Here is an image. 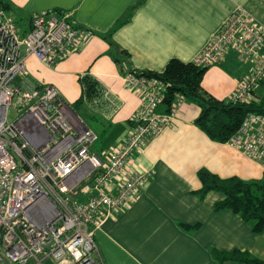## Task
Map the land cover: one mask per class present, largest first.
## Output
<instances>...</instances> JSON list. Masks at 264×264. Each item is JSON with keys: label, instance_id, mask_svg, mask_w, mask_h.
<instances>
[{"label": "crops", "instance_id": "0c3cea01", "mask_svg": "<svg viewBox=\"0 0 264 264\" xmlns=\"http://www.w3.org/2000/svg\"><path fill=\"white\" fill-rule=\"evenodd\" d=\"M9 2L21 31L30 28L35 15L63 11L95 34L54 68L34 57L27 67L33 83L60 91L75 130L86 128L97 134L91 150L103 158L125 144L144 101L142 90L125 86L128 73H163L173 59L194 63L238 6L264 24V0ZM249 72V64L229 53L222 64L209 67L202 87L214 98L230 101ZM84 74L100 83L103 96L99 104L75 110ZM255 95L257 103L264 100V83ZM157 112L165 114L167 108L162 105ZM200 114L196 104L185 101L163 133L130 162L129 175L150 173V179L133 203L96 232L103 264H243L221 263L213 255L235 250L264 264V234H255L251 224L231 211H216L221 194L210 193L204 199L199 195L201 170L222 179L257 181L264 176V166L227 143L212 141L196 125ZM183 224L193 227L185 229Z\"/></svg>", "mask_w": 264, "mask_h": 264}, {"label": "built area", "instance_id": "2783aa9c", "mask_svg": "<svg viewBox=\"0 0 264 264\" xmlns=\"http://www.w3.org/2000/svg\"><path fill=\"white\" fill-rule=\"evenodd\" d=\"M94 38L67 13L35 15L31 31L23 36L11 15L0 9V264H103L96 232L133 203L150 179V173L129 175L130 162L163 133L186 101L177 94L171 111L160 114L166 86L128 73L125 86L144 93L131 134L105 158L93 153L97 134L74 129L56 87L14 82L29 75L30 57L54 68ZM229 53L250 65L230 101H255L264 80V24L241 6L194 64L220 65ZM12 108L19 117L10 122ZM227 144L264 166V115L249 114Z\"/></svg>", "mask_w": 264, "mask_h": 264}, {"label": "trees", "instance_id": "16d2710c", "mask_svg": "<svg viewBox=\"0 0 264 264\" xmlns=\"http://www.w3.org/2000/svg\"><path fill=\"white\" fill-rule=\"evenodd\" d=\"M0 9L10 15L17 13L9 0H0ZM58 14L63 15L64 12L58 11ZM32 20L33 18L29 23L30 28L22 31L23 36L31 31ZM16 24L18 25L17 22ZM208 70V67H198L194 63H183L178 59H173L163 73H138L155 78L166 86L164 106L167 108V113L171 111L176 95L180 94L186 101L196 104L201 109L196 125L212 141L227 143L238 132L249 114L264 115V100L260 103L256 101L232 103L214 98L202 87L204 76ZM80 82L83 93L72 106L73 109L78 110L85 104H99L103 96L100 83L90 74H84L80 78ZM263 83L264 80L261 81L259 87ZM199 179L202 182L199 192L201 199L206 198L210 193L221 194L223 199L216 204V211H231L251 224L255 234H264V176L257 181H244L238 177L222 179L206 170H201ZM182 226L185 229L193 227L184 224ZM213 255L221 263L232 261L243 264H263L248 253L239 250L230 253L214 251Z\"/></svg>", "mask_w": 264, "mask_h": 264}, {"label": "rangeland", "instance_id": "374dc122", "mask_svg": "<svg viewBox=\"0 0 264 264\" xmlns=\"http://www.w3.org/2000/svg\"><path fill=\"white\" fill-rule=\"evenodd\" d=\"M23 84H26L32 88H38L39 85H37L36 83H33L32 79L30 77L27 76H19L15 82L14 85L16 86H23ZM40 88V87H39ZM19 117L18 112L12 108L10 113H9V121H15L17 118Z\"/></svg>", "mask_w": 264, "mask_h": 264}]
</instances>
